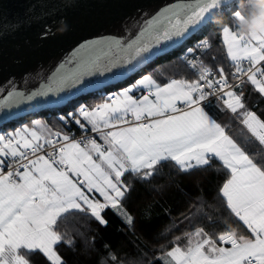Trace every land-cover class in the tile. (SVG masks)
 Returning a JSON list of instances; mask_svg holds the SVG:
<instances>
[{
    "label": "snow or ice",
    "instance_id": "snow-or-ice-1",
    "mask_svg": "<svg viewBox=\"0 0 264 264\" xmlns=\"http://www.w3.org/2000/svg\"><path fill=\"white\" fill-rule=\"evenodd\" d=\"M223 2L178 0L145 21L134 39L83 44L39 89L29 94L9 91L0 99V109L50 95L60 97L55 103H61L66 98L61 93L74 94L73 89L83 91L124 77L180 43L190 29L202 27ZM234 17L244 18L240 10ZM222 31L235 64L233 76L237 80L246 76L264 94V36L250 38L231 27ZM245 61L250 65L246 69L241 67ZM218 71L216 79H210V70L205 69L197 80L171 79L163 85L144 75L109 101L92 109L82 106L78 113L69 114L82 129L81 119L90 125L102 143L28 128L0 135V264H30L26 254L35 251L51 264H64L56 250L64 240L57 224L70 210L106 225L103 212L112 209L134 226L135 218L122 205L130 191L122 179L126 173L147 180L162 162L173 161L188 173L210 167L213 159L229 170L230 178L220 192L251 237L227 230L213 239L204 228H196L186 234L184 247L177 244L167 251V264H264V161L257 162L237 143L203 103L218 91L222 93L226 108L239 114L241 123L262 146L264 120L246 109L242 93L231 89L224 69ZM107 73L112 75L105 76ZM93 77L97 79H89ZM137 88L146 94L133 96ZM46 146L51 150L46 151Z\"/></svg>",
    "mask_w": 264,
    "mask_h": 264
},
{
    "label": "trees",
    "instance_id": "trees-1",
    "mask_svg": "<svg viewBox=\"0 0 264 264\" xmlns=\"http://www.w3.org/2000/svg\"><path fill=\"white\" fill-rule=\"evenodd\" d=\"M237 10L247 12L242 0H234L217 9L183 44L157 56L145 68L133 72L126 79L105 86V94H102V90H95L36 113L44 117L54 132L80 133L82 131L78 130V125L69 114L78 113L83 105L92 108L102 104L109 98L110 89L123 87L147 73L160 83H167L171 79H199V72L185 57L191 50L200 53L202 62L216 72L217 78L220 75L218 69L223 68L231 87H241L239 92L243 95L246 109L264 120V95L245 77L237 80L233 76L235 64L229 58L223 41L224 26L238 27L234 17ZM213 20H219V23ZM203 42H207L209 47H198ZM222 105L219 108L225 114L228 134L257 162L264 161V146L241 123L238 113H231L223 100ZM32 113L8 121L0 127V131L5 132L8 127L15 130L25 124L32 125ZM228 178L229 170L216 159L211 161L210 167L193 169L188 173L182 172L173 161L162 162L147 180L126 173L122 179L130 191L126 193L122 205L135 218L134 226L128 225L116 210L103 212L108 222L106 225L88 214L70 210L58 221L57 230L64 240L56 246V250L64 264H165L163 257L167 251L196 228H204L213 239L227 230H233L238 235L249 234L247 227L227 208L220 192ZM177 237L180 239L177 240ZM68 240L72 243H66ZM26 258L30 264H51L39 251L26 254Z\"/></svg>",
    "mask_w": 264,
    "mask_h": 264
},
{
    "label": "water",
    "instance_id": "water-1",
    "mask_svg": "<svg viewBox=\"0 0 264 264\" xmlns=\"http://www.w3.org/2000/svg\"><path fill=\"white\" fill-rule=\"evenodd\" d=\"M233 1L224 0L220 8ZM175 2L178 0H0V99L13 89L25 94L39 89L83 44L134 39L145 21ZM197 30L190 29L180 43L165 48L159 55L183 44ZM157 56L135 71L145 68ZM132 73L109 79L98 87L93 84L83 91L73 89L74 94L61 93L66 96L61 103H55L60 97L50 95L11 109H0V127L20 116L65 104L95 90L101 91Z\"/></svg>",
    "mask_w": 264,
    "mask_h": 264
},
{
    "label": "crops",
    "instance_id": "crops-1",
    "mask_svg": "<svg viewBox=\"0 0 264 264\" xmlns=\"http://www.w3.org/2000/svg\"><path fill=\"white\" fill-rule=\"evenodd\" d=\"M224 27H230V26H224ZM223 27V28H224ZM232 28V27H231ZM233 30H235V31H237V29H234V28H232ZM223 30V29H222ZM222 36H223V31H222ZM223 41H224V39H223ZM225 46H226V49H227V45L225 44ZM228 53V52H227ZM229 56V55H228ZM229 58H230V56H229ZM231 59V58H230ZM232 61V60H231ZM233 62V61H232ZM250 65L245 61V62H242V64H241V67H243V68H247V67H249ZM262 67H264V64H262L261 65ZM144 75H151L150 73H147V74H144ZM143 75V76H144ZM143 76H141V77H139L138 79H136V80H134V81H132V82H130V83H128L127 85H125V86H123V87H120V88H118V89H116V88H113L110 92H109V98L110 97H113V96H115V95H117V94H119L120 92H122L123 90H125L126 88H129V87H131L136 81H138L140 78H142ZM152 77H153V75H151ZM158 83H160V81H158L155 77H153ZM245 78L247 79V77L245 76ZM169 82V81H168ZM167 82V83H168ZM161 85H163V84H165V83H160ZM241 86V85H240ZM254 86V85H253ZM255 87V86H254ZM240 88L241 87H239V85H238V87L236 88H234V87H231V89L232 90H234L237 94H241V92H239V90H240ZM256 88V87H255ZM227 90V89H226ZM102 93H105L104 91H102ZM133 96H135V97H137V98H139L140 96H142V95H144V94H146L145 93V90L143 89V88H137V89H134L133 90V92L131 93ZM264 95V94H263ZM109 98L107 99V100H105V102L106 101H109ZM210 99V98H209ZM207 100V101H205L204 103H203V107L205 108V110L209 113V115L210 116H212V118L213 119H215L218 123H220L222 126H224L225 127V122H226V117H225V114L222 112V110L220 109L221 108V106H223L222 105V100H220V98H216V100ZM104 103V102H103ZM102 103V104H103ZM221 105V106H220ZM83 107H87V108H89L87 105H83ZM220 107V108H219ZM92 108H94V107H92ZM92 108H89V109H92ZM129 119H131V118H129ZM34 122H33V124L32 125H29V124H25L23 127H21V128H18V130H20V129H23V128H28V129H36L38 132H41L42 133V129H38V128H36V125H35V120H33ZM45 123H46V125H48L47 124V122L45 121ZM81 123H83V124H85V128L84 129H82L81 127H80V125H78V130H80V131H86V130H91V126L90 125H88L85 121H83L82 119H81ZM46 128L47 127H49V125L48 126H45ZM15 130H17V129H15ZM48 132H52V133H55L50 127L48 128ZM92 131V130H91ZM15 132V131H14ZM48 132H46V133H43V134H45V135H47V133ZM2 133H4V135H7V134H9V132H8V130L7 131H5V132H2ZM62 135H68L72 140H77V139H73L72 137H71V134H69V133H62V132H60ZM93 138H95L96 140H97V142L98 143H102V141L100 140V138H99V135L97 134V133H95V136L93 137ZM95 195V197H96V199H98V200H101L102 198L98 195V194H94ZM242 236H245V237H251V233H250V230H249V234H246V235H242ZM219 243V242H218ZM185 244H186V237L185 238H183L182 240H181V242L179 243V246H181V247H184L185 246ZM225 246H227V245H225ZM167 257H166V255L163 257V261L165 262V264H167Z\"/></svg>",
    "mask_w": 264,
    "mask_h": 264
},
{
    "label": "clouds",
    "instance_id": "clouds-1",
    "mask_svg": "<svg viewBox=\"0 0 264 264\" xmlns=\"http://www.w3.org/2000/svg\"><path fill=\"white\" fill-rule=\"evenodd\" d=\"M242 5L247 7V12L242 13L244 18L237 20V31L250 38L264 36V0H242ZM219 23V20H213Z\"/></svg>",
    "mask_w": 264,
    "mask_h": 264
},
{
    "label": "built area",
    "instance_id": "built-area-1",
    "mask_svg": "<svg viewBox=\"0 0 264 264\" xmlns=\"http://www.w3.org/2000/svg\"><path fill=\"white\" fill-rule=\"evenodd\" d=\"M185 57L187 58V60L189 61L191 66H192L193 63L196 65V67H193V68H195L199 72L200 75L205 69H209L210 70L209 78L210 79H216L217 78L216 77V72L213 69L207 67L202 62L199 52H194V51L191 52V51H189V52L186 53ZM221 96H222V93H220L218 91L215 95H212L209 98H220ZM179 106L183 107L182 105H179ZM145 122H147V121H145ZM94 136H95V133L92 132L91 130L82 131L80 133H76V132H72L71 133V137L73 139H77L78 141L82 140V139L93 138ZM50 150L51 149L46 146V151H50ZM5 171H7V167L5 168Z\"/></svg>",
    "mask_w": 264,
    "mask_h": 264
},
{
    "label": "rangeland",
    "instance_id": "rangeland-1",
    "mask_svg": "<svg viewBox=\"0 0 264 264\" xmlns=\"http://www.w3.org/2000/svg\"><path fill=\"white\" fill-rule=\"evenodd\" d=\"M104 88V87H103ZM104 90H105V88H104ZM109 91H111V90H109ZM32 116L31 117H33V120H35V125H36V128H38V129H42V133H46V132H48L49 130H48V128L49 127H45V126H48V125H46V123H45V119H44V117H42V116H40V115H38L36 112H34V113H32L31 114ZM6 124V123H5ZM10 126V125H9ZM8 132H9V134L10 133H14V131H17V130H14V129H12L11 127H8ZM0 135H4V133H2L1 131H0Z\"/></svg>",
    "mask_w": 264,
    "mask_h": 264
},
{
    "label": "bare ground",
    "instance_id": "bare-ground-1",
    "mask_svg": "<svg viewBox=\"0 0 264 264\" xmlns=\"http://www.w3.org/2000/svg\"><path fill=\"white\" fill-rule=\"evenodd\" d=\"M102 91L104 90V88L101 89ZM108 90V89H107ZM111 90V89H110ZM109 91V90H108ZM107 93V92H106ZM102 94H105V93H102Z\"/></svg>",
    "mask_w": 264,
    "mask_h": 264
}]
</instances>
